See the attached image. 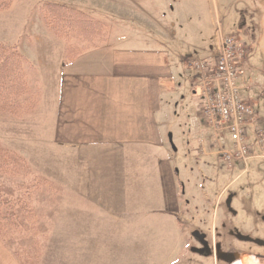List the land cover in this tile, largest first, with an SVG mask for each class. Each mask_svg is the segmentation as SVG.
Instances as JSON below:
<instances>
[{"label":"crops","instance_id":"crops-1","mask_svg":"<svg viewBox=\"0 0 264 264\" xmlns=\"http://www.w3.org/2000/svg\"><path fill=\"white\" fill-rule=\"evenodd\" d=\"M248 1L242 23L233 9L228 14L233 33H241L247 45L237 80L240 95L254 97L258 87L240 85L239 80L243 72L264 79V0ZM65 2L72 5L75 0ZM130 2L128 13L123 8L117 11V23L128 25L132 33L106 38L75 58L64 61L59 45L41 36L43 47L51 46V81L42 89L51 90L52 154L67 157L77 174L82 170L80 196L110 226L93 229L81 222L77 227H52L38 264H166L163 255L153 254L158 249L148 242L150 230L173 228L181 233L186 222L201 227L212 214L208 225L213 235L218 206L238 181L219 159L218 139L202 113L199 74L192 69L195 60L187 57L189 51L197 53L202 58L197 61L214 66L219 32L215 49L201 37L197 46V41L187 44L178 26L172 29L152 16V0ZM75 6L86 10L83 1ZM41 55L43 66L47 57ZM257 98L261 100L262 93ZM57 162L42 159V175L58 177L56 183L69 182L71 175L62 178ZM234 195L225 201L232 206L223 214L233 211ZM132 229L137 230L135 235L141 229L147 241L124 242V232ZM10 247L0 235V264H24Z\"/></svg>","mask_w":264,"mask_h":264},{"label":"rangeland","instance_id":"rangeland-1","mask_svg":"<svg viewBox=\"0 0 264 264\" xmlns=\"http://www.w3.org/2000/svg\"><path fill=\"white\" fill-rule=\"evenodd\" d=\"M56 1L61 0H12L9 8L0 11V46L15 48L22 57L20 59V69L24 74L22 90L12 95L11 99H19V101L25 99L29 107L17 115L0 109V193L2 194L0 227L4 231L3 234L0 232V235L24 264L41 262L47 230L52 227L73 225L77 227L81 222H84L85 227L93 229L103 224L110 226V222L97 215L95 207L86 203L80 196L83 192L82 170L80 169L77 174L76 169L70 166L67 157L57 158L56 154L55 157L52 154L51 90L42 89L44 82L45 88H48L51 81L49 57L51 46L47 43L43 47L42 42L45 41L41 36H49L59 45L63 53L66 49L65 43L44 27L38 11L40 5L46 2L76 8L103 22L106 25L105 37L114 40L120 34L132 33V28L128 25L122 26L117 23L120 17L117 11L123 8L124 13H128L131 2L130 0H75L72 6L65 0L62 3ZM78 1H83L86 10L75 6L78 5ZM248 3V0H152L150 12L158 21L164 20L172 29L178 26L182 30L181 38L187 44L195 45L197 41V46L200 42L197 38L201 37L203 40L206 38L211 43V48L215 49L217 32H219V40L221 37L234 38L240 45L241 58L238 61L240 66L247 58V45L238 35L241 33H233L231 26L233 23H229L231 19L228 11L233 9L236 20L242 23L243 19L240 16L243 15L242 10ZM95 10L103 13L104 17H98L92 12ZM140 16L142 17V13ZM241 25L239 22V28L243 29ZM71 45H75L76 51L89 46L88 43L79 40H74ZM41 54L47 57L43 66L39 65ZM187 55L189 59L195 60L192 64L202 59L199 54L190 51ZM261 59L264 61V58ZM192 69L196 71L194 66ZM239 83L253 88L258 87L254 97H247L245 93L241 95L242 99L250 100L246 102L256 111L253 126L256 130L250 131L247 141L249 147L247 161L232 162L230 166H225L220 153L218 155L225 171H233L234 179L238 177V181L226 191L218 206L219 214H215L217 226L213 235L208 225L212 214H208V219L202 221L201 227H192L186 222V227L181 228V233L173 228L154 227L150 230L148 242L162 251L160 254L156 250L153 254L157 253L160 258L163 255L166 264H200L202 259V264H236L238 260H241L240 264H264V79L263 75L243 72ZM259 91L262 93L261 100L257 98L259 94L261 96ZM253 100L254 104L251 102ZM222 146L219 142L218 152L222 151ZM226 146H229V142L224 138V147ZM42 159L49 163L59 160L56 165L57 170L63 171L64 179L70 178L71 175V183L70 180L69 182L64 180V184L56 183L57 180L54 179H59L57 176L53 181L42 175V170L39 168ZM76 182L79 187L73 186ZM229 195L235 197L231 209L233 211L223 214L232 206L229 202L225 203L227 199L231 200L228 198ZM124 228L130 229L127 222H124ZM130 230L124 232V242L143 240L141 229H138L136 235V229L134 232L132 229L133 233ZM227 255H235L236 258L229 262L226 259Z\"/></svg>","mask_w":264,"mask_h":264},{"label":"built area","instance_id":"built-area-1","mask_svg":"<svg viewBox=\"0 0 264 264\" xmlns=\"http://www.w3.org/2000/svg\"><path fill=\"white\" fill-rule=\"evenodd\" d=\"M240 58V45L234 38L221 37L218 60L214 66L202 61L192 64L199 73L205 123L223 145L219 153L225 166L247 161V141L250 131L256 130L253 127L256 112L242 99L237 87ZM255 137L257 139L256 133ZM224 138H228V147H224Z\"/></svg>","mask_w":264,"mask_h":264},{"label":"trees","instance_id":"trees-1","mask_svg":"<svg viewBox=\"0 0 264 264\" xmlns=\"http://www.w3.org/2000/svg\"><path fill=\"white\" fill-rule=\"evenodd\" d=\"M11 3L12 0H0V11L9 8ZM38 13L44 27L65 43L64 61L75 58L83 50L95 48L106 40V25L76 8L46 2L40 5ZM74 40L84 41L89 46L76 51L75 45H71ZM20 59L22 57L15 48L0 46V109L13 115L29 108L27 100L11 99L12 95L22 90L24 74L20 69ZM0 232H4L1 227Z\"/></svg>","mask_w":264,"mask_h":264},{"label":"flooded vegetation","instance_id":"flooded-vegetation-1","mask_svg":"<svg viewBox=\"0 0 264 264\" xmlns=\"http://www.w3.org/2000/svg\"><path fill=\"white\" fill-rule=\"evenodd\" d=\"M235 258H236L235 255L226 256V259L229 260V262L233 261Z\"/></svg>","mask_w":264,"mask_h":264}]
</instances>
